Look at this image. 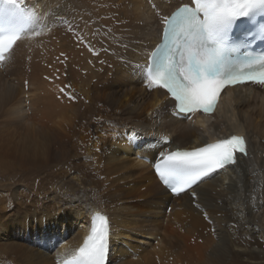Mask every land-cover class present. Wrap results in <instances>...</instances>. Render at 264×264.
I'll return each instance as SVG.
<instances>
[{
    "label": "bare ground",
    "instance_id": "1",
    "mask_svg": "<svg viewBox=\"0 0 264 264\" xmlns=\"http://www.w3.org/2000/svg\"><path fill=\"white\" fill-rule=\"evenodd\" d=\"M190 1L19 0L37 22L0 69V264L72 259L97 212L108 264L264 262V88H231L188 122L144 87L162 19ZM233 134L249 147L236 165L179 197L161 185L162 153Z\"/></svg>",
    "mask_w": 264,
    "mask_h": 264
},
{
    "label": "snow or ice",
    "instance_id": "2",
    "mask_svg": "<svg viewBox=\"0 0 264 264\" xmlns=\"http://www.w3.org/2000/svg\"><path fill=\"white\" fill-rule=\"evenodd\" d=\"M192 3L194 6H178L162 19L161 43L144 69L146 86L165 89L176 102V114L189 119L188 114L214 112L220 93L229 86L249 82L264 86V50L234 55L240 48L251 49L257 41H264V23H256L258 17H264V0ZM36 22L34 10L22 7L19 0H0V63L10 58L22 34ZM237 22L243 29L242 38L233 44ZM65 95L74 99L70 92ZM238 154L248 155L247 141L243 135L233 134L192 150L162 153L155 170L179 195L203 178L236 165ZM109 237L108 217L94 213L90 234L67 264H106Z\"/></svg>",
    "mask_w": 264,
    "mask_h": 264
},
{
    "label": "rangeland",
    "instance_id": "3",
    "mask_svg": "<svg viewBox=\"0 0 264 264\" xmlns=\"http://www.w3.org/2000/svg\"><path fill=\"white\" fill-rule=\"evenodd\" d=\"M41 180V179H40ZM163 224H164V226H166V224L163 222ZM160 243L158 242V244L154 241L153 242V245L156 247V246H158ZM260 264H264V262L263 263H260Z\"/></svg>",
    "mask_w": 264,
    "mask_h": 264
}]
</instances>
